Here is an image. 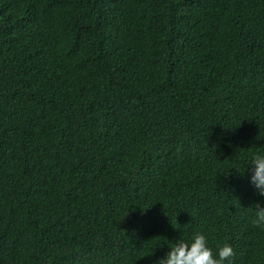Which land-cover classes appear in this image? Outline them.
Returning <instances> with one entry per match:
<instances>
[{"label":"trees","instance_id":"1","mask_svg":"<svg viewBox=\"0 0 264 264\" xmlns=\"http://www.w3.org/2000/svg\"><path fill=\"white\" fill-rule=\"evenodd\" d=\"M254 152L264 0H0V264H264Z\"/></svg>","mask_w":264,"mask_h":264},{"label":"clouds","instance_id":"2","mask_svg":"<svg viewBox=\"0 0 264 264\" xmlns=\"http://www.w3.org/2000/svg\"><path fill=\"white\" fill-rule=\"evenodd\" d=\"M245 165L250 171L249 183L259 196L264 197V152H254ZM244 171L243 167L239 173L243 174ZM249 208L253 210L251 224L264 228V203L257 202ZM165 241L168 251L154 264H225L234 255L230 243L218 244L213 249L206 234L200 231H193L185 238L182 229L175 241Z\"/></svg>","mask_w":264,"mask_h":264}]
</instances>
